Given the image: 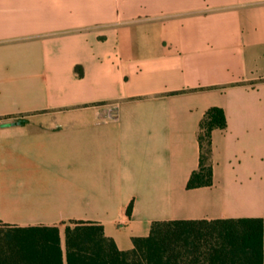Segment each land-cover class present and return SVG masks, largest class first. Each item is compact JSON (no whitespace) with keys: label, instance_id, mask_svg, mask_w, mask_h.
Returning <instances> with one entry per match:
<instances>
[{"label":"crops","instance_id":"1","mask_svg":"<svg viewBox=\"0 0 264 264\" xmlns=\"http://www.w3.org/2000/svg\"><path fill=\"white\" fill-rule=\"evenodd\" d=\"M213 107L212 184L188 189ZM237 219L264 264V0H0V226L97 223L127 251Z\"/></svg>","mask_w":264,"mask_h":264},{"label":"trees","instance_id":"2","mask_svg":"<svg viewBox=\"0 0 264 264\" xmlns=\"http://www.w3.org/2000/svg\"><path fill=\"white\" fill-rule=\"evenodd\" d=\"M226 127L222 109H208L199 123V166L187 188L212 184L211 132ZM129 212V210H128ZM117 249L101 225L73 222L63 246L55 226H0V264H263L262 219L153 223L145 238Z\"/></svg>","mask_w":264,"mask_h":264},{"label":"rangeland","instance_id":"3","mask_svg":"<svg viewBox=\"0 0 264 264\" xmlns=\"http://www.w3.org/2000/svg\"><path fill=\"white\" fill-rule=\"evenodd\" d=\"M62 244H63V242H62ZM63 246V245H62Z\"/></svg>","mask_w":264,"mask_h":264}]
</instances>
